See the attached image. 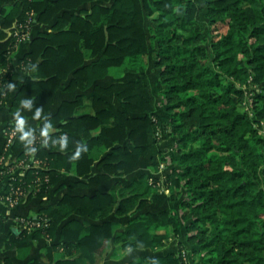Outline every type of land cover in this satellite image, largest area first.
<instances>
[{"label": "trees", "instance_id": "16d2710c", "mask_svg": "<svg viewBox=\"0 0 264 264\" xmlns=\"http://www.w3.org/2000/svg\"><path fill=\"white\" fill-rule=\"evenodd\" d=\"M89 3L93 5L85 8ZM35 21L53 23L20 60L28 76L18 83L12 112L28 118L47 115L65 82L67 90L87 91L109 75L138 77L95 87L101 94H116L123 109L94 96L89 101L92 113L83 115L85 101L79 97L50 117L54 133L6 123V129L23 128L12 145V161L25 157L32 133L45 140L36 156L44 168L31 169L13 182L28 196L20 204L33 197L46 202L70 172L89 176L70 183L72 187L128 176L163 136L176 147L164 191L160 177L151 183L142 175L129 185L116 184L109 193L66 195L26 217L42 223L40 227L30 231L18 222L6 248L24 257L32 241H54L59 234L62 257L50 264H102L115 245L121 251H156L186 234L177 253L128 264H188L191 256L194 264H264V137L259 133L264 122V0H16L0 10V81L5 93L0 100L11 94L19 76L13 61L18 40ZM150 72L158 73V93ZM250 79L257 90H251ZM250 93L253 116L245 110ZM158 99L166 107L164 117L157 115ZM166 162L163 154L153 158L151 171L158 173ZM95 166L103 173L93 174ZM176 197L181 214L174 208L144 210ZM111 214L127 221L118 225L70 219L99 220ZM6 222L0 216V231ZM60 247L49 246L46 256Z\"/></svg>", "mask_w": 264, "mask_h": 264}, {"label": "crops", "instance_id": "0c3cea01", "mask_svg": "<svg viewBox=\"0 0 264 264\" xmlns=\"http://www.w3.org/2000/svg\"><path fill=\"white\" fill-rule=\"evenodd\" d=\"M45 1L47 3L48 0ZM15 2L16 0H0V10L4 6L12 5ZM92 5L93 3L86 4L85 8H90ZM51 24L46 25L39 23L38 21H35L32 24L29 33L27 34L26 44L17 48V50L13 54L14 66L16 70H18L19 76L17 77V79H15L12 82L13 84L11 87V94L4 100V103L0 106V153L4 145V131L6 129V123H20L24 128L28 130H34L43 134H47L49 132L54 133L57 131V129L56 127L51 129L49 128L50 117L55 115L59 111L63 103L77 101L79 97L80 98L82 97L83 100L85 101L84 108L82 107L80 111L81 114L83 115L92 113L93 110L91 108L92 106L89 101L94 96L99 97L109 103L114 104L118 108L123 109L121 107V102L117 98L116 94L113 95L101 94L95 89V87L107 88L113 83L128 81L138 77V74H130V73L117 77L115 75H109L103 80L96 82V84L87 91H83L80 89L67 90L66 86L68 85V82H65L62 88H60L53 96L50 111L47 115H44L40 118H28L20 111L12 112L11 111L12 101L17 93L18 83L23 82L28 76V73L21 70L19 65L20 60H22L30 52V43L35 38H37V36L40 33L50 31ZM157 74L158 73H156L155 75L156 79H153L152 75L154 74L152 72H150L149 75L151 77L152 83L154 84L153 88L155 93L159 92V87L155 86V82L157 80ZM156 108H157L156 112L159 117H164L167 115L166 107L163 105L161 99H158ZM175 147L176 145L170 139V137L165 136L154 144L153 148L151 149V151L147 156L142 157L138 161L134 172L128 176H110L108 179H105L101 183L97 185H93L91 187H83V186L72 187L70 186V183L85 182L87 181L89 176L79 178L73 172H70L67 174V176L64 179H61L59 183L52 188L50 194L46 198L47 200L46 202H44V200L38 197H33L27 203L17 205L13 208H8L5 204L0 203V216L5 217L7 220V222L4 225V229L0 231V262L8 261L10 262V264H28L32 260H40L45 264L56 263L58 258L60 259L62 257V251H63V247H60L63 245V242L61 241L59 234H57V237L54 241L52 240L50 241L46 237H41L35 241H32L30 252L28 255L24 257H20L16 249L6 248V242L9 238V235L11 234L12 231H14L17 228V222H16L17 218L34 216L45 206L55 205L59 203L62 200V198L66 195L79 196V197L94 196L97 193H109L116 184L129 185L132 182L136 181L142 175H147L149 179L151 177H157L159 176L158 173L151 174L150 165L153 158H156L158 160L160 155L162 154L166 158L167 162L165 164L168 168V171L170 172L172 166L171 158L172 155L174 154ZM92 173L93 174L103 173V170L102 168H98L97 166H95L92 170ZM167 192L169 193L168 195L171 197L172 192L169 190H167ZM179 204H180V198L176 197L175 200L167 201L163 205H158L155 203L149 204L144 210L153 213H158L165 210L169 211L172 210V208H174L178 210V212L181 214L182 212L179 209ZM70 219H77L82 222L86 221L94 224H102L103 222L107 221V222L116 223L118 225H122L127 221L126 217L121 218L116 214H111L109 217L99 220H92L87 217H77V216H72ZM59 232L60 229L58 230V233ZM185 238H186V234H183L180 238H173L168 242L165 248L156 251H152L150 249H127L126 251H121L120 245H115L113 246L112 251L109 253V255L103 259L102 264H128L131 261L143 257L154 258L156 256H164L169 253H177L178 245L181 242H184ZM57 244H59L60 247L59 251L56 252L53 256H49L48 258L45 254L48 247ZM168 249L169 251L166 252V250Z\"/></svg>", "mask_w": 264, "mask_h": 264}, {"label": "built area", "instance_id": "2783aa9c", "mask_svg": "<svg viewBox=\"0 0 264 264\" xmlns=\"http://www.w3.org/2000/svg\"><path fill=\"white\" fill-rule=\"evenodd\" d=\"M32 14L31 16H33ZM16 35H18L16 33ZM27 41V35H23L19 38L17 43V48L22 46L21 44ZM249 84L252 91L258 89L256 85H253L252 79H250ZM244 89H248L247 86H244ZM5 96L3 84L0 81V96ZM253 93L248 95V101L245 103V110L249 113L250 116H253ZM5 99L0 100V105L4 103ZM261 128H259V133L264 137V122L261 123ZM23 131V128H8L4 131V145L0 153V202L5 204L8 208H13L21 203V201L28 197L26 191L22 190L20 187L14 188L13 182L20 177H24L26 173L31 169H43L45 166L44 161L36 158L37 151L40 147L44 146L45 140L41 135L36 133L31 134V147L26 153L25 157L20 160H13L9 156L11 153L12 145L15 143V139L18 136L19 132ZM65 137V136H64ZM10 166V168L5 169L4 166ZM165 169L164 164L160 165V171ZM153 181V180H152ZM151 181V182H152ZM159 183L161 185V190L164 191L162 183L164 179ZM45 182H49V178L45 177ZM158 185V186H159ZM39 190H37L38 192ZM16 222H20L23 226L27 227L30 231L33 228L40 227L42 223L37 222L36 219L31 220L26 217L16 219ZM46 222V221H44ZM184 252V256H185ZM187 260V257L185 256Z\"/></svg>", "mask_w": 264, "mask_h": 264}, {"label": "rangeland", "instance_id": "374dc122", "mask_svg": "<svg viewBox=\"0 0 264 264\" xmlns=\"http://www.w3.org/2000/svg\"><path fill=\"white\" fill-rule=\"evenodd\" d=\"M154 75H152L153 76V79H156L155 78V75H156V73L155 72H152ZM163 137H165V136H163ZM170 159V158H169ZM164 166H165V169L163 170V171H159L158 172V174H159V176H157V177H160L161 179H164L165 177H166V175L168 174V173H170L169 171H168V168H167V166L164 164ZM167 168V169H166ZM166 170V171H165ZM150 172H151V174H154V172H152L151 171V169H150ZM153 179H155V177H151L150 178V181H152ZM152 183V182H151ZM166 193H168L167 191H165ZM169 194V193H168ZM172 249H173V247H172ZM175 249V248H174ZM169 251V249L168 250H166V252H168ZM192 256H191V260L188 262V264H194L193 262H192ZM192 262V263H191Z\"/></svg>", "mask_w": 264, "mask_h": 264}]
</instances>
